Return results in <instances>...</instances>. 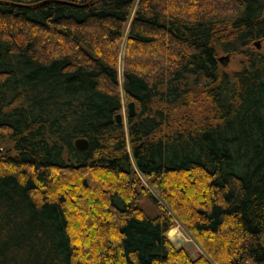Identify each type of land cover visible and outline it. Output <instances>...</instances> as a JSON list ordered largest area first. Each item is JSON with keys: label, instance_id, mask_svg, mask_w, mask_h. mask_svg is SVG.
Segmentation results:
<instances>
[{"label": "trees", "instance_id": "obj_1", "mask_svg": "<svg viewBox=\"0 0 264 264\" xmlns=\"http://www.w3.org/2000/svg\"><path fill=\"white\" fill-rule=\"evenodd\" d=\"M129 19L122 90L136 113L125 136L115 116ZM258 41L264 0H0V264H200L170 246L168 214L133 205L138 173L163 197L170 192L216 264H264ZM219 51L242 55L240 69L219 71ZM194 106L197 118L187 112ZM68 172L115 183L94 194L81 181L87 203L102 208L85 216L100 239L93 257L77 259L64 199L40 189ZM186 176L178 196L164 186Z\"/></svg>", "mask_w": 264, "mask_h": 264}, {"label": "rangeland", "instance_id": "obj_2", "mask_svg": "<svg viewBox=\"0 0 264 264\" xmlns=\"http://www.w3.org/2000/svg\"><path fill=\"white\" fill-rule=\"evenodd\" d=\"M136 5V4H135ZM134 14V11L131 13ZM125 24L123 30L124 34L121 40L118 42V58H117V67H118V78H119V88H120V95L122 98V108L119 114L122 115V125L125 132V136L127 133V102H125L123 90H122V62H123V55H124V48H125V40H126V33L128 32L130 22L131 20ZM264 43L263 41L260 42V47H263ZM253 48H257L254 44L252 46ZM227 58V60L224 62H219V71H226L231 72L240 69L241 62L243 61V56L238 54H227L224 52H218L217 53V59H224ZM201 107H192L188 114L190 116H193L194 118H197L199 115V110ZM177 113V112H176ZM175 114V117L173 118V122L177 123V121H180L179 113ZM129 150V148L127 149ZM130 152V151H129ZM2 153L0 151V167L4 166V161L2 157ZM139 178L140 183V189L139 192H141L140 199L133 201V205H137L139 208V212L143 215L147 216H154L156 214L160 213H166L171 217L172 226L170 230L174 231V234L169 236L168 231L166 236L168 239V242L172 249L174 251H182L191 262L201 261L200 264H216L213 259L209 256V253L207 249H205L203 243H207L206 239H203L202 237H195L193 233L187 229V226L181 221V219L178 217V215L175 213L173 209H175V201H172V195L170 192L166 196L163 197V194L159 192L158 189L155 188V185L149 183L147 179H145L144 176L141 174H137ZM86 178L89 180L90 185L92 186V192L96 194L97 189L101 188H108L111 186H114V180L109 179V183L105 185L104 182L100 178L94 179V175L91 173H85V174H75L72 172H68L66 174H63V179L61 174L59 177L57 175H54L53 182L48 187H42L40 188L41 191L46 192V196H58L59 198H63L66 204V207L64 208L66 215L68 217V223H69V232L70 235L73 237L74 241V247L79 251V253L76 255L77 259H83L84 255L88 257H93V254L98 253L97 247H95L94 250L93 244L95 246V243L100 242V239L96 238L94 236V227L95 225H90V220H86L85 216H87V211H90L93 213L94 216H100V210L101 205L99 203V200H95L94 202L91 201L90 203H87L86 195L84 194V189L82 186V179ZM192 181V177L186 176L181 178H173L169 183L167 182L166 185H164L167 190L169 187L173 188L172 192L174 195H179V190H184L189 186V183ZM81 182V183H79ZM62 184V186H61ZM64 184V186H63ZM78 184L80 186H78ZM105 185V186H104ZM187 185V186H186ZM104 186V187H101ZM62 187V188H61ZM165 190V189H164ZM166 192V191H165ZM189 196H191V191H187ZM98 193V192H97ZM193 195H198V192H193ZM135 196L137 194H134ZM41 193L37 192L34 194V197L36 199L41 198ZM170 197L171 200L168 198ZM195 198V197H194ZM169 200V201H168ZM93 209V210H91ZM100 212V213H99ZM109 219L114 218L109 216ZM12 242H16L15 239H13ZM99 249V248H98ZM90 250V252H89ZM90 260H86L84 264H92L94 260L90 258ZM203 259V260H201ZM106 264V263H101Z\"/></svg>", "mask_w": 264, "mask_h": 264}, {"label": "water", "instance_id": "obj_3", "mask_svg": "<svg viewBox=\"0 0 264 264\" xmlns=\"http://www.w3.org/2000/svg\"><path fill=\"white\" fill-rule=\"evenodd\" d=\"M255 45H256L257 48L260 47V41L256 42ZM226 60H227L226 57L224 59H218L219 62H223V61L225 62ZM135 113H136L135 103L134 102H129L127 104V117L128 118L132 117V116L135 115ZM115 121H116L117 124H121L122 123V115L118 113L115 116ZM74 144H75V147L78 150H81V151L86 150V148L88 146L87 140L83 139V138L77 139Z\"/></svg>", "mask_w": 264, "mask_h": 264}, {"label": "bare ground", "instance_id": "obj_4", "mask_svg": "<svg viewBox=\"0 0 264 264\" xmlns=\"http://www.w3.org/2000/svg\"><path fill=\"white\" fill-rule=\"evenodd\" d=\"M174 234V231L173 230H170L169 232H168V235L169 236H171V235H173Z\"/></svg>", "mask_w": 264, "mask_h": 264}]
</instances>
